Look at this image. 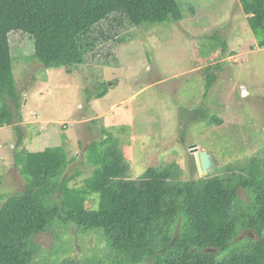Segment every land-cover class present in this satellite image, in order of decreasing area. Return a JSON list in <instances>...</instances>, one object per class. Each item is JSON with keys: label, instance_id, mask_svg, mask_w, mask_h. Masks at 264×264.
Returning <instances> with one entry per match:
<instances>
[{"label": "trees", "instance_id": "obj_1", "mask_svg": "<svg viewBox=\"0 0 264 264\" xmlns=\"http://www.w3.org/2000/svg\"><path fill=\"white\" fill-rule=\"evenodd\" d=\"M241 3L257 41L253 48L262 49L264 0ZM181 20L176 0H0V128L14 126L21 145L11 33L33 40L34 59L45 69L74 75L88 63L116 65L115 50L135 41L130 29ZM215 80L209 72L207 91ZM107 87L88 102L104 97ZM103 133L106 138L89 147L93 175L79 187L69 185L66 170L75 158L65 144L50 145L46 135L43 147L15 155L26 184L21 192L0 193V264H31L41 250L34 237L58 219L96 233L106 246L81 260L48 262V252L40 264H264V150L217 168L221 175L183 179L173 163L133 178L119 134ZM95 196L98 209H85L84 198Z\"/></svg>", "mask_w": 264, "mask_h": 264}, {"label": "rangeland", "instance_id": "obj_2", "mask_svg": "<svg viewBox=\"0 0 264 264\" xmlns=\"http://www.w3.org/2000/svg\"><path fill=\"white\" fill-rule=\"evenodd\" d=\"M176 2L181 21L130 29L135 41L115 50L116 65L88 63L74 75L45 69L34 59L33 40L11 33L22 116L15 124L23 140L19 145L14 126L0 128V193L24 190L15 155L43 147L46 135L50 145L65 144L75 158L66 170L71 187L93 175L88 155L95 154L89 147L106 138L104 130L119 134L133 178L173 163L183 179L203 177L194 149L212 154L213 175L224 173L217 168L263 154L264 48H253L257 41L241 0ZM209 72L216 80L207 91ZM105 85L106 95L88 102ZM199 109L202 113H196ZM120 126L128 127L126 133L118 131ZM239 196L245 205L250 202L244 190ZM82 203L97 210L99 196ZM96 235L58 219L34 237L41 250L31 264H40L48 252H53L48 262L102 253L106 245Z\"/></svg>", "mask_w": 264, "mask_h": 264}, {"label": "water", "instance_id": "obj_3", "mask_svg": "<svg viewBox=\"0 0 264 264\" xmlns=\"http://www.w3.org/2000/svg\"><path fill=\"white\" fill-rule=\"evenodd\" d=\"M242 96H247V89L243 88ZM195 154L196 166L201 175H208L214 167L213 156L209 152H199L198 149L193 150Z\"/></svg>", "mask_w": 264, "mask_h": 264}]
</instances>
